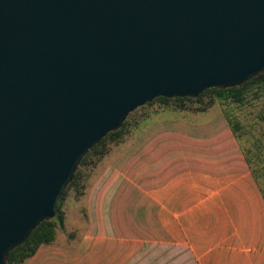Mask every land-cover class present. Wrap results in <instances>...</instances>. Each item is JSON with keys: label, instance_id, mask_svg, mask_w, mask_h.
Masks as SVG:
<instances>
[{"label": "water", "instance_id": "obj_1", "mask_svg": "<svg viewBox=\"0 0 264 264\" xmlns=\"http://www.w3.org/2000/svg\"><path fill=\"white\" fill-rule=\"evenodd\" d=\"M262 71L264 0H0V264L129 111Z\"/></svg>", "mask_w": 264, "mask_h": 264}, {"label": "crops", "instance_id": "obj_2", "mask_svg": "<svg viewBox=\"0 0 264 264\" xmlns=\"http://www.w3.org/2000/svg\"><path fill=\"white\" fill-rule=\"evenodd\" d=\"M100 170L82 229L65 214L19 264H264V198L223 116L155 121Z\"/></svg>", "mask_w": 264, "mask_h": 264}, {"label": "rangeland", "instance_id": "obj_3", "mask_svg": "<svg viewBox=\"0 0 264 264\" xmlns=\"http://www.w3.org/2000/svg\"><path fill=\"white\" fill-rule=\"evenodd\" d=\"M143 112L147 113V115L140 118V114ZM226 114L232 120H236L239 123L240 127L235 130L236 135L234 133L235 138L242 153L249 158L250 164L248 165L257 175V182L260 183L261 187H264V94L259 92L255 96L252 92H249L244 103L215 99L203 111L173 109L170 105L160 106L154 102L142 108L135 109L132 117L138 118L136 127H132L120 141L112 143L109 152L101 161L97 162L93 167L85 169L83 194L75 198L72 192H69L65 196L62 208L66 214V226L78 228L79 230L82 229V222H87V219H84L82 216L81 207H84L86 210L89 193L93 190L94 184L97 182L102 164L111 161L118 151L128 146L132 140H135L146 128L151 127L155 121H168L180 117L182 119H190L194 122L204 123L218 115L223 116L224 120L227 121ZM176 256V254L170 255V258ZM187 258L189 257L187 256Z\"/></svg>", "mask_w": 264, "mask_h": 264}, {"label": "trees", "instance_id": "obj_4", "mask_svg": "<svg viewBox=\"0 0 264 264\" xmlns=\"http://www.w3.org/2000/svg\"><path fill=\"white\" fill-rule=\"evenodd\" d=\"M249 92H252L255 96H257L259 92L264 94V71L251 76L238 85L223 88H218L215 86L206 87L195 97H165L162 95H157L129 111L118 128L107 131L87 149V151L81 157L74 171L72 179L66 184L60 195L56 213L49 219L40 220L30 230L22 242L11 248L7 252L5 264H19L21 261L31 256L39 244L52 242L55 239L58 230H64L65 211L62 208V203L65 199V196L69 192H72V195L75 198L83 194L85 169L88 167H93L97 162L101 161L102 158L109 152L111 144L120 141L123 136L138 123V118L132 117L135 109L142 108L145 105H150L156 102L160 106L170 105L173 109L203 111L209 105H211L215 99L244 103ZM146 115L147 113L143 112L140 114V118H143ZM225 117L234 134L235 130L240 127L239 123L236 120H232V118L227 114ZM244 156L247 163L250 164L249 158L246 155ZM250 170L253 176L256 178L257 175L255 174L254 170L252 168H250ZM259 187L264 198V187H261L260 183ZM81 213L84 219H87V213L84 207H81ZM73 233V231H69L68 235L71 236Z\"/></svg>", "mask_w": 264, "mask_h": 264}]
</instances>
